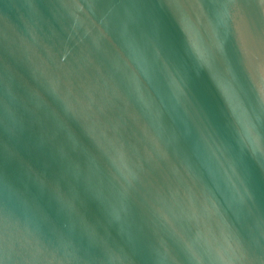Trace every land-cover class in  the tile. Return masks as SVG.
<instances>
[{
  "label": "water",
  "instance_id": "1",
  "mask_svg": "<svg viewBox=\"0 0 264 264\" xmlns=\"http://www.w3.org/2000/svg\"><path fill=\"white\" fill-rule=\"evenodd\" d=\"M264 0H0L2 264H264Z\"/></svg>",
  "mask_w": 264,
  "mask_h": 264
},
{
  "label": "snow or ice",
  "instance_id": "2",
  "mask_svg": "<svg viewBox=\"0 0 264 264\" xmlns=\"http://www.w3.org/2000/svg\"><path fill=\"white\" fill-rule=\"evenodd\" d=\"M261 92L264 93V84L261 85ZM2 264V262H0Z\"/></svg>",
  "mask_w": 264,
  "mask_h": 264
}]
</instances>
